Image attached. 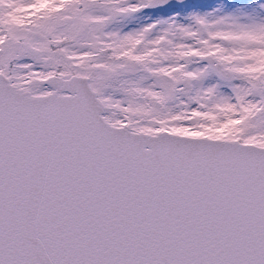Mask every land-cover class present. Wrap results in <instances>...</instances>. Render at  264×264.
Masks as SVG:
<instances>
[{"label":"snow or ice","instance_id":"snow-or-ice-1","mask_svg":"<svg viewBox=\"0 0 264 264\" xmlns=\"http://www.w3.org/2000/svg\"><path fill=\"white\" fill-rule=\"evenodd\" d=\"M0 0V264H264V0Z\"/></svg>","mask_w":264,"mask_h":264},{"label":"rangeland","instance_id":"rangeland-1","mask_svg":"<svg viewBox=\"0 0 264 264\" xmlns=\"http://www.w3.org/2000/svg\"><path fill=\"white\" fill-rule=\"evenodd\" d=\"M204 6H211V0H206Z\"/></svg>","mask_w":264,"mask_h":264}]
</instances>
